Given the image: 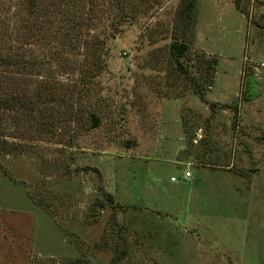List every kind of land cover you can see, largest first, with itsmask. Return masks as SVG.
Returning a JSON list of instances; mask_svg holds the SVG:
<instances>
[{"label": "rangeland", "instance_id": "1", "mask_svg": "<svg viewBox=\"0 0 264 264\" xmlns=\"http://www.w3.org/2000/svg\"><path fill=\"white\" fill-rule=\"evenodd\" d=\"M35 2L0 0V264H264V0Z\"/></svg>", "mask_w": 264, "mask_h": 264}, {"label": "trees", "instance_id": "2", "mask_svg": "<svg viewBox=\"0 0 264 264\" xmlns=\"http://www.w3.org/2000/svg\"><path fill=\"white\" fill-rule=\"evenodd\" d=\"M36 2L35 0H30V5L29 7H31V9L33 10V8L36 10ZM195 0H189L188 3H186L184 5V14H185V19L187 20L189 18V14H190V11L191 9H193V7L195 6ZM123 9H120L119 11V18H123ZM168 55H169V58L172 59L176 64L177 66L179 67V69L184 73L186 74L188 77H189V74L192 73V71H187L186 67H183L181 65V63L178 61L180 58L184 57L186 55V53L189 51V47L188 45L185 43V42H182V41H177V40H173L169 43L168 47ZM93 62V66H95L96 68L100 66V64L102 63V59L100 57V55H96L92 58V61ZM208 63L205 64V69H199V74H200V79L201 81L203 80L204 82L206 81H210L212 80L213 78V68L215 67V63L216 61L215 60H209L207 61ZM26 63V62H24ZM32 64V62H30ZM11 64H14L12 63L11 59H9L8 57H5V56H0V65H11ZM192 75V74H191ZM1 79H2V74L0 75V90L1 89ZM192 83H193V87H194V90L197 92V94H199V97L200 99L203 101V102H206L208 105L210 104L207 99L205 98V94L203 92V89L201 87V85L194 79H191ZM48 89L44 86L42 88L41 91L37 90L34 92V97L36 98H41L42 95H47L48 94ZM29 96H25V95H20L18 97H15V98H9V99H4L0 93V111L3 110V108H7V109H15L17 108L16 106V103L20 104V107L23 108L24 106H27L29 103H28V100H29ZM213 104V103H212ZM90 119H92V125L93 126H97L100 122V118L97 117V115L95 113H91L89 115ZM0 127H1V115H0ZM1 135V134H0ZM3 146V143H2V139L0 140V148ZM107 198L109 200H112V197L110 195H107Z\"/></svg>", "mask_w": 264, "mask_h": 264}, {"label": "built area", "instance_id": "3", "mask_svg": "<svg viewBox=\"0 0 264 264\" xmlns=\"http://www.w3.org/2000/svg\"><path fill=\"white\" fill-rule=\"evenodd\" d=\"M262 65L264 66V63H262ZM189 176H190V172H189V171H186V172L183 174V178H184V179H187ZM170 180H171V181H176L177 178H176L175 176H171V177H170Z\"/></svg>", "mask_w": 264, "mask_h": 264}, {"label": "crops", "instance_id": "4", "mask_svg": "<svg viewBox=\"0 0 264 264\" xmlns=\"http://www.w3.org/2000/svg\"><path fill=\"white\" fill-rule=\"evenodd\" d=\"M209 102V101H208ZM182 178H183V175H182ZM184 179V178H183ZM185 180H187V179H185ZM175 182H177V181H175Z\"/></svg>", "mask_w": 264, "mask_h": 264}]
</instances>
